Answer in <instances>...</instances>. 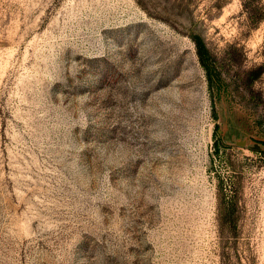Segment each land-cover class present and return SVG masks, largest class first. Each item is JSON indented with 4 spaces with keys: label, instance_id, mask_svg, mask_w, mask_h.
I'll list each match as a JSON object with an SVG mask.
<instances>
[{
    "label": "rangeland",
    "instance_id": "rangeland-1",
    "mask_svg": "<svg viewBox=\"0 0 264 264\" xmlns=\"http://www.w3.org/2000/svg\"><path fill=\"white\" fill-rule=\"evenodd\" d=\"M0 264H264V0H0Z\"/></svg>",
    "mask_w": 264,
    "mask_h": 264
},
{
    "label": "trees",
    "instance_id": "trees-1",
    "mask_svg": "<svg viewBox=\"0 0 264 264\" xmlns=\"http://www.w3.org/2000/svg\"><path fill=\"white\" fill-rule=\"evenodd\" d=\"M250 20L252 23L257 22V18H251ZM192 39L195 45V51L198 61L207 75L209 84H212L213 79H219V76L215 75L214 71V58L200 36L195 35L192 37Z\"/></svg>",
    "mask_w": 264,
    "mask_h": 264
}]
</instances>
